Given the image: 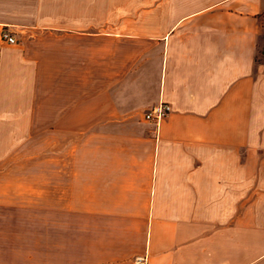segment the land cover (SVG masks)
Masks as SVG:
<instances>
[{
  "label": "crops",
  "instance_id": "0c3cea01",
  "mask_svg": "<svg viewBox=\"0 0 264 264\" xmlns=\"http://www.w3.org/2000/svg\"><path fill=\"white\" fill-rule=\"evenodd\" d=\"M263 25L264 0H0V167L39 135L56 211L123 231L47 264H264Z\"/></svg>",
  "mask_w": 264,
  "mask_h": 264
},
{
  "label": "rangeland",
  "instance_id": "374dc122",
  "mask_svg": "<svg viewBox=\"0 0 264 264\" xmlns=\"http://www.w3.org/2000/svg\"><path fill=\"white\" fill-rule=\"evenodd\" d=\"M259 48L258 61L264 64V25ZM40 138L17 137L14 164L0 167V175L8 181L0 186V264H47L57 247L70 252L72 241L123 236L120 225L90 219L87 211H56L57 181L63 187L64 175L71 169L57 168L62 153L48 150ZM76 250L82 255L86 248L79 244Z\"/></svg>",
  "mask_w": 264,
  "mask_h": 264
},
{
  "label": "built area",
  "instance_id": "2783aa9c",
  "mask_svg": "<svg viewBox=\"0 0 264 264\" xmlns=\"http://www.w3.org/2000/svg\"><path fill=\"white\" fill-rule=\"evenodd\" d=\"M2 40L8 44L14 45L17 43L16 37L10 31H3ZM171 113V106L168 103L162 102L150 109L145 117L148 121L153 122L155 124H159L164 121ZM137 264H147L146 257H138Z\"/></svg>",
  "mask_w": 264,
  "mask_h": 264
}]
</instances>
